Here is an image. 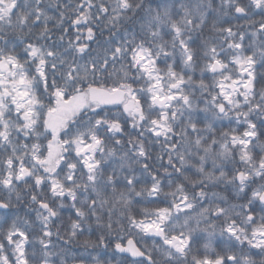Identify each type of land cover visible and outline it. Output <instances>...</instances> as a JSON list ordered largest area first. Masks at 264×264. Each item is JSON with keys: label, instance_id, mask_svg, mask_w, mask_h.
<instances>
[{"label": "snow or ice", "instance_id": "snow-or-ice-1", "mask_svg": "<svg viewBox=\"0 0 264 264\" xmlns=\"http://www.w3.org/2000/svg\"><path fill=\"white\" fill-rule=\"evenodd\" d=\"M0 264H264V0H0Z\"/></svg>", "mask_w": 264, "mask_h": 264}]
</instances>
